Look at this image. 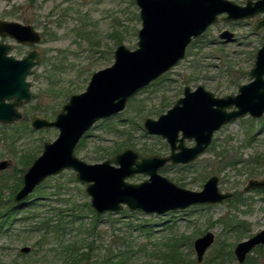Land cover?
<instances>
[{
    "label": "rangeland",
    "instance_id": "374dc122",
    "mask_svg": "<svg viewBox=\"0 0 264 264\" xmlns=\"http://www.w3.org/2000/svg\"><path fill=\"white\" fill-rule=\"evenodd\" d=\"M233 1L240 4L246 2ZM139 11L135 0H0V19L33 25L42 35V41L36 45L18 44L12 38L0 37V41L13 45L11 55L16 58H22L33 48L38 49L43 55L41 63L35 67V73L29 77L33 83V95L36 96L20 108L23 113L32 112L29 115L30 124L31 118L35 115L55 119L73 94L86 90L95 71L114 62V52L119 44H125L132 50L137 48L138 31L142 26ZM258 17L231 23L219 19L207 30V43L201 49L195 48L191 53H187L185 58L168 72L170 77L168 84L147 89L145 87V91L142 92L144 90L142 89L137 93V99L145 107V114L137 116L138 100L132 103V107H129V100L123 112L112 116L110 124L107 125L104 121L110 120L111 117L97 122L88 131L83 137L84 143L81 145L82 139L76 148L77 156L88 163L102 162L112 157L113 155L106 152L111 151L114 145L122 141L109 126L116 125L120 128V123L124 121L131 123V119L137 122L133 127H129L135 144L134 147H123L121 151L133 148L142 153L144 147H152L157 154L159 153L158 155L170 154V146L164 138L145 131L144 119L146 117L156 119L165 113L183 96L187 85L192 89L203 85L216 96L237 93L241 84L251 80L248 71L255 60L252 55L256 54L263 43L264 29L256 32L253 27ZM227 28L235 32L236 39L232 42H222L218 37L219 33ZM116 30L119 31L118 34L113 35ZM118 39H121L122 43H118ZM49 77L53 81L52 84ZM186 80H190V83ZM164 97L166 106L161 111L154 110ZM38 107L53 108L56 112L44 116L39 113ZM34 131L20 138L17 147L18 151L35 149L37 157L43 151L44 142L55 140L59 130L47 128ZM214 142L220 146L215 149L217 152L224 150L225 155L234 157L239 163L220 168L219 160L214 159L215 151L208 148L206 153L195 161L196 165L187 167L183 164H168L161 169V173L179 185L180 178H183L187 182L183 187L192 190H201L206 180L216 174L220 177L221 189L232 193L244 192L250 180L264 178V116L257 119L247 115L223 125L214 134L212 144ZM186 144L192 146L194 141L186 140ZM18 151L10 145L6 146L4 156L0 158L11 161L10 167L4 170L10 178H13L15 171L21 167ZM97 151L104 155L102 160L97 158ZM211 162L213 166L211 170L208 168L207 176L200 177L196 169L208 167ZM72 173L76 178L75 172L65 170L38 186L21 207L18 217L24 215L25 209L34 201L39 206L36 211L40 213L48 214L51 205L58 207L59 202H49L44 194L54 189L53 186L59 176L69 180ZM145 178H148V175L137 173L128 180L141 182ZM68 187L77 200L85 199L84 194L80 192H85V184L77 180L76 184ZM244 193L251 197L247 201L248 204L241 206L239 210L234 209L228 200L218 204L197 205L184 210L170 211L167 214L131 211L125 206L119 213H111L113 214L111 219H104L98 226L93 249L89 250L90 263L96 264L98 257L116 253L129 245L137 249L144 244L160 242L162 236L168 234L170 224L175 225L178 233L190 237L188 243H192V251L189 246L184 248L189 258L185 259L186 264H195L192 263L197 260L193 241L207 231L215 233L216 241L207 251L205 258L221 244L230 247L233 243L234 248L238 242L264 229V192H255L253 189ZM228 214L247 219L251 232L241 240L235 241L224 228L223 219ZM143 224L146 226L140 227ZM5 228L0 231V264L55 263L52 262L56 257L51 250L50 240L41 239V234L30 232L18 220L14 221L7 231ZM149 229L151 234L148 236L146 232ZM72 233H77V230L74 228ZM25 246L31 250L22 252L21 249ZM252 255L258 256L262 261L264 250L262 252L256 250ZM135 259L137 264H143L146 260L143 252Z\"/></svg>",
    "mask_w": 264,
    "mask_h": 264
},
{
    "label": "water",
    "instance_id": "95a60500",
    "mask_svg": "<svg viewBox=\"0 0 264 264\" xmlns=\"http://www.w3.org/2000/svg\"><path fill=\"white\" fill-rule=\"evenodd\" d=\"M142 26L137 48L119 44L114 62L95 71L85 91L73 94L55 119L35 115L31 126L36 130L57 128L53 141H45L42 153L27 168L22 186L14 194V202L23 207L35 189L48 178L65 170L75 172L76 179L86 185L91 207L99 214L119 213L125 206L131 211L167 214L197 205L218 204L233 197L223 191L220 177L210 176L201 190L179 185L161 173L168 164H190L206 153L214 134L231 121L249 115L264 116V35L249 70L251 80L241 84L237 93L216 96L203 85L192 89L187 85L183 96L158 118L146 117L143 128L170 146L168 155H144L126 148L102 162L88 163L76 154L81 139L97 122L123 112L129 100L139 91L176 67L194 39L202 36L219 18L226 22L253 19L256 32L264 29V0H135ZM18 44L36 45L41 33L30 24L0 19V37ZM222 41L236 39L234 31L224 29ZM13 45L0 41V123L14 124L23 119L20 108L32 101L35 73L43 55L36 48L22 58L11 55ZM186 140H193L189 146ZM11 165L0 160V171ZM137 173L148 175L141 182L128 178ZM264 189V178L252 179L244 191ZM216 235L207 231L193 241L197 261L202 263L213 246ZM258 246H264V229L238 242L234 254L239 264L246 261ZM25 246L22 252H29ZM264 264V258L262 263Z\"/></svg>",
    "mask_w": 264,
    "mask_h": 264
},
{
    "label": "trees",
    "instance_id": "16d2710c",
    "mask_svg": "<svg viewBox=\"0 0 264 264\" xmlns=\"http://www.w3.org/2000/svg\"><path fill=\"white\" fill-rule=\"evenodd\" d=\"M118 30L115 34H118ZM207 34L204 33L201 37L193 40L188 48L187 53H191L193 49H201L204 44L207 43ZM118 43H122L121 39H118ZM200 43V44H199ZM256 55V54H255ZM253 54L252 57L254 58ZM51 70V69H50ZM50 83L53 81L49 77ZM170 81L169 73L164 74L158 80L152 82L149 87L159 86L168 84ZM190 83V80H186ZM161 87V86H160ZM158 88V87H157ZM142 90L143 91H145ZM165 94V93H164ZM137 95V94H136ZM133 96L130 99L129 107H132V103L137 99V96ZM36 96V95H33ZM136 110L137 116L145 114V107L137 101ZM166 98L164 97L161 104L155 107L154 110L161 111L162 108L166 106ZM39 113L44 116L54 114L56 110L53 108H37ZM153 111V110H152ZM32 112L28 111L24 113V117L21 121L14 124H2L0 123V158L4 155V148L6 146H11L13 149L18 151V141L25 135L34 133L35 129L29 123V115ZM113 117L110 120H105L104 122L108 124L111 123ZM136 120L131 119V123L124 121L120 123V128L116 125H110L109 129L114 130V134L121 138V143L114 145L111 151L106 152L107 154L115 155L121 152L123 147H134V140L132 136V130L129 127H133ZM116 126V127H115ZM140 126V124L138 125ZM123 127V128H122ZM112 130V132H113ZM84 139L81 145L84 143ZM220 147L217 142H214L209 149L214 150V159H218L220 168H226L228 166H235L239 163L234 157L225 155L224 150L217 152L215 149ZM31 150V151H30ZM27 151L19 150L17 155L19 157V162L21 167L15 171V176L10 178L7 172H0V231L5 228V231L11 228L14 221H19L24 227H26L30 232H38L41 234V239L50 240L51 250L54 251V259L52 262L54 264H93L90 263L89 250L93 249L95 243L94 237L97 232V228L100 223L106 219L113 216L111 213L99 214L97 213L90 204L89 197L84 191H80L84 194V200L80 201L75 198V195L71 192V184H76L77 180L74 174H71L69 180H64L63 176L58 177L57 183L53 186V190L48 191L44 194L45 198L49 202H59V206L51 205L48 209L49 213H40L36 211L39 206H37L36 201L30 203V207H27L26 213L19 216L21 207H19L13 200L14 194L22 186V177L26 172L27 168L32 164L33 160L36 158L34 153L35 149H30ZM98 153L97 158L103 159L104 155ZM142 153L144 154H157L155 150L150 147H144ZM159 154V153H158ZM196 165L193 162L187 167ZM213 163L208 164V167H202V169H196L199 176L205 178L209 173L208 168H212ZM206 174V175H205ZM180 185L185 186L187 182L180 178ZM43 187V186H42ZM255 192H264V189H255ZM251 196H247L243 191H235L232 198L228 199L229 203L232 204L234 209H240L241 206L248 204L247 201ZM29 204V205H30ZM124 213V212H123ZM225 231L230 233L235 241H239L243 236L251 232L250 222L247 219H242L237 215L228 214V216L223 219ZM146 225H140L144 228ZM168 234L162 236L160 242H154L152 245L144 244L143 247L135 248V246L129 245L123 249H119L116 253L107 254L103 257H98L96 264H137L135 259L137 255L141 252L144 253L146 260L143 264H186L185 259H189L184 252L186 246L190 247L192 251V243L189 242V236L184 233H178L175 230V225L170 224ZM77 230V233L73 234V229ZM147 235L151 234L150 229L146 232ZM88 249V250H86ZM212 250V249H211ZM256 250L263 251V247H259ZM192 262V261H191ZM195 264H239L235 257L233 251V243L230 247L221 244L217 249L213 250L209 256H207L202 263H198L197 260L193 261ZM242 264H261L258 256H253L250 254L246 261Z\"/></svg>",
    "mask_w": 264,
    "mask_h": 264
},
{
    "label": "flooded vegetation",
    "instance_id": "af4514ba",
    "mask_svg": "<svg viewBox=\"0 0 264 264\" xmlns=\"http://www.w3.org/2000/svg\"><path fill=\"white\" fill-rule=\"evenodd\" d=\"M221 20H222V19H221ZM238 22H240V21H238ZM227 23H231V22H227ZM220 41H222V40H220ZM222 42H226V41H222ZM253 64H254V63H253ZM252 66H253V65H252ZM248 73H249V71H248ZM248 75H249V74H248ZM252 235H253V234H252ZM252 235H251V236H252ZM249 237H250V236H249ZM247 238H248V237H247ZM235 246H236V245H235ZM259 247H263V248H264V246H258L257 248H259ZM234 248H235V247H234ZM234 248H233V251H234ZM257 248H256V249H257ZM254 251H255V249H254ZM254 251H253L251 254H253ZM249 255H250V254H249ZM249 255H248V256H249ZM235 257H236V256H235ZM263 258H264V257H263ZM262 260H263V259H262ZM237 262H238V261H237ZM261 263H262V261H261Z\"/></svg>",
    "mask_w": 264,
    "mask_h": 264
}]
</instances>
